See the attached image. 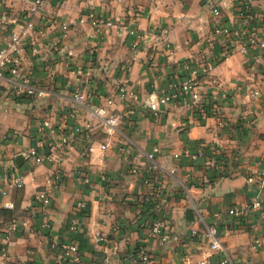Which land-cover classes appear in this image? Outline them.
<instances>
[{
  "label": "crops",
  "instance_id": "obj_1",
  "mask_svg": "<svg viewBox=\"0 0 264 264\" xmlns=\"http://www.w3.org/2000/svg\"><path fill=\"white\" fill-rule=\"evenodd\" d=\"M33 1L0 0V48L19 35L18 83L32 92L18 97L14 80L0 79V247L7 223L17 225L0 264H61L64 241L78 244L83 264H142V251L150 264H220L224 254L191 237L210 226L229 264H264V246L252 248L264 234V210L242 221L227 213L258 194L264 158V50L244 52L231 35L243 0H44L36 12ZM250 6L253 33L264 38V0ZM87 8L114 27L95 32ZM134 10L143 35L137 48L118 31ZM211 58L215 67L201 80L215 107L210 118L199 120L186 100L156 116L147 111L148 98L182 79L175 74L180 65ZM123 85L139 99L115 98ZM221 91L227 101L219 100ZM112 98L107 113L120 120L108 127L95 109ZM76 126H89L90 139L76 136ZM201 147L217 153L193 160ZM153 148L159 150L156 182L146 186L130 168L134 162L143 168ZM29 149H36L32 156ZM14 172L23 177L21 189L10 185ZM45 190L48 204L39 198ZM7 202L13 210L4 209ZM79 203L88 211L70 232ZM157 218L169 223L168 243L148 239ZM97 234L106 241L96 242Z\"/></svg>",
  "mask_w": 264,
  "mask_h": 264
},
{
  "label": "built area",
  "instance_id": "obj_2",
  "mask_svg": "<svg viewBox=\"0 0 264 264\" xmlns=\"http://www.w3.org/2000/svg\"><path fill=\"white\" fill-rule=\"evenodd\" d=\"M44 0H34L33 1V12H36L39 9ZM95 1V0H89ZM251 0H243L239 12L238 18L240 19L239 26L232 31V37L235 41H238L241 46L242 50L245 52L248 49L250 50H264V38H260L253 33L252 30V23H254V16L250 6ZM84 15L90 22V25L93 27V30L97 33L103 32L105 29L114 27L113 21L106 16L99 15L92 9H85ZM140 18L139 10H134L129 16L126 25L119 28V32L124 31L126 32L127 37L132 39V46L133 48H137L142 40L143 35L137 30V22ZM260 27L264 29V21L260 24ZM125 27L127 28L125 31ZM62 29L65 31L67 28L66 26H62ZM220 33L219 30L216 31ZM163 34L166 32L163 31ZM228 49L223 51V56L227 55ZM20 52V37L19 35L13 34L10 42L0 48V79L10 78L14 80V90L18 97H28L32 92L28 90L26 87H23L21 84L18 83V79L20 77V70H21V60L19 57ZM35 53V49L32 50ZM216 61L211 59L205 60H189L184 62L182 65L178 67L175 74L177 76H182V79L176 83L171 84L165 92H163L160 96L152 99L151 97L144 103L147 111L152 115H158L162 112V107H167L169 104L178 102V101H187L190 105L191 109L197 114L199 120L205 121L213 115V110L215 107L212 106L211 103L208 101V96L206 93H203L201 90V80L206 78L210 75L212 70L214 69ZM77 73H80V70H77ZM24 82H26L24 80ZM262 87H264V81L262 83ZM114 97L118 98L121 102L126 101L128 98L131 100L137 101L139 99L138 94L133 92H127L126 86H119L115 93ZM75 101H79L81 97L79 96V91L77 90L74 95ZM219 100L227 101L228 95L225 91H221L219 94ZM114 104V98L108 99L106 101L105 107H99L95 109L96 115L102 120V122L108 126L113 127L116 121L120 120V117L113 116L112 114L107 113V109L111 108ZM218 124L221 128L225 127V122L218 119ZM44 128L49 127V123L47 121L43 122L42 125ZM73 133L78 135H83L86 139H90L89 134V126L85 128H81L80 126H76L73 128ZM105 145L100 146V150H105ZM86 150L88 153L93 152V146L87 145ZM36 149H29L28 156L33 155ZM159 153L158 148H153L150 152L145 154V159L147 163L141 168L138 163H132L130 168V173L133 176L138 177L142 180V183L146 186H152L156 182V172H157V163H156V156ZM210 153V156H215L217 150L213 149H205L204 147L199 148L193 155L192 159L196 160L200 157H206ZM136 159V157H135ZM43 161L42 157L35 158L36 163H41ZM213 164V163H212ZM259 178L261 180L258 194L255 198L243 205V206H235L231 208L227 213L229 216L242 221L247 220L250 214L254 211H262L264 210V158L262 159V169L258 173ZM56 177L58 174L56 173ZM10 185L16 189H21L24 185L23 177L14 172L10 178ZM49 192L44 191L39 194L40 200L43 204H48L49 200ZM4 209L6 210H13L14 206L12 203L7 202L4 204ZM88 208L85 203H79L76 207V213L74 217L71 219L70 223V232H75L77 230V220L79 216H85L87 214ZM42 227L47 228V224H44ZM17 229V225L14 221H10L7 223L6 228L3 232V244L0 247V254L1 256H5L6 254V247L7 242ZM191 237L197 240H201L209 245V248L212 254H224V257L220 264H229L230 258L226 254L225 249L222 246V243L218 237V230L214 226L207 227L205 230L201 232H192ZM96 242L103 243L106 239L102 236L97 234L96 235ZM148 239L150 240H157L160 244L168 243L172 240L169 234V223L164 218H157L154 219L151 223L149 229ZM264 246V234L255 237L252 241V248L255 251L260 250ZM60 248L62 250V257L60 260L61 264H83L81 258V252L79 246L76 242L72 241H64L60 244ZM138 261L142 264H150L151 259L145 252H140ZM201 264H208L207 260H202ZM240 264H252L250 261L240 262Z\"/></svg>",
  "mask_w": 264,
  "mask_h": 264
},
{
  "label": "water",
  "instance_id": "obj_3",
  "mask_svg": "<svg viewBox=\"0 0 264 264\" xmlns=\"http://www.w3.org/2000/svg\"><path fill=\"white\" fill-rule=\"evenodd\" d=\"M23 160L22 155H18L15 158L16 164L19 166L21 164V161Z\"/></svg>",
  "mask_w": 264,
  "mask_h": 264
}]
</instances>
